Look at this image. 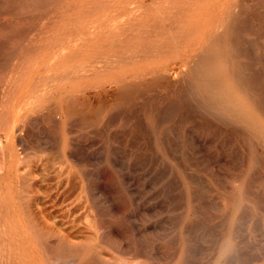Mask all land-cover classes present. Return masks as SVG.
Returning <instances> with one entry per match:
<instances>
[{
	"label": "bare ground",
	"instance_id": "obj_1",
	"mask_svg": "<svg viewBox=\"0 0 264 264\" xmlns=\"http://www.w3.org/2000/svg\"><path fill=\"white\" fill-rule=\"evenodd\" d=\"M252 1L0 0V15L7 17H0V38L20 42L0 43V50L14 56L15 70L29 69L28 82L14 89L10 111L9 104L0 109V264H161L164 247L150 242L142 227H135V217L130 235L115 225L119 214L125 212L127 221L130 214L126 212L144 205L145 185L139 184L144 179L139 182L131 175L134 164L108 141L91 150L94 167L91 164V171H86L85 145L80 144L82 155L71 134L73 127L76 132L83 125H94L90 131L100 132L111 118L125 114L126 107L142 99L150 104L139 124L151 141L152 152L148 150L149 158L141 153V158L163 166L165 191L173 192L169 186L174 183L178 190L175 204L181 212L194 215H186L181 227L171 225V232L167 228L166 262L191 264L199 243L202 249L207 238L191 224L198 212V217L202 212H217L214 230L206 225L212 236L207 264H264V39L258 35L260 27L258 33L253 27L252 7L258 4L253 6ZM252 27L258 36H253ZM33 28L38 32L29 37ZM2 62L0 67H8V62ZM155 98L158 103L152 101ZM30 103L36 109H48L47 116L58 122L53 127L61 137L54 138L55 130L48 133L52 138L33 130L39 119H35L36 127L29 124L35 117H30L31 122L23 118ZM184 112L203 131L194 128L191 120L180 123ZM218 123L243 131L242 138L227 146L229 160L239 157L238 164H232L237 172L217 169L211 162L219 158L215 147L222 143L213 128ZM82 132L86 134L87 129ZM132 138L133 145L136 140ZM136 158L135 164L140 162ZM197 161L204 162L197 166ZM112 177L121 185L125 208L118 206L108 190ZM88 204L94 219L86 210ZM86 212L91 219L85 218ZM82 217L85 223H94L86 225Z\"/></svg>",
	"mask_w": 264,
	"mask_h": 264
},
{
	"label": "rangeland",
	"instance_id": "obj_2",
	"mask_svg": "<svg viewBox=\"0 0 264 264\" xmlns=\"http://www.w3.org/2000/svg\"><path fill=\"white\" fill-rule=\"evenodd\" d=\"M259 1V3H257ZM258 1H255V0H253L252 1V4H253V6H255V4H258L257 6H263V4H264V0H258ZM253 2H255V3H253ZM2 3H3V5H5V3L2 1ZM257 6L256 7H252V11L254 10V12H256V14H251V18L254 20L253 21V27L256 29V32H257V30L259 29V27H260V30H258V32L260 33H258V35H260V37L262 36V39H264V28L262 29L261 28V26H262V24H264V6L263 7H261V8H257ZM2 8H4V7H2ZM257 8V10H255ZM5 9V8H4ZM261 12L263 13L262 15H260L259 17H255L256 15L258 16V14H261ZM258 13V14H257ZM255 15V16H254ZM253 16V17H252ZM263 16V17H262ZM0 17H2V19H4V18H7L6 16H4V15H0ZM261 17V18H260ZM257 18H260L259 20H261V24H260V21H258L257 20ZM256 20H257V22H256ZM259 27H258V26ZM252 27V34H253V36L255 35V36H258L257 34H256V32H255V29ZM253 29H254V31H253ZM262 31V32H261ZM38 32V29H36V28H33V30H31V31H29V37L30 36H35L36 35V33ZM255 32V33H254ZM263 33V34H262ZM4 42H5V39H4ZM4 42H3V38H0V43H3L4 44ZM6 42H8L7 40H6ZM6 42H5V44H6ZM13 43H15V44H19L20 42H13V41H11V43H7L6 45H9V46H11ZM0 45H2V44H0ZM8 55V57L7 58H12L11 60H10V58L9 59H7L6 57L4 58L3 56H7ZM0 59H1V62L4 64L5 63V61L4 60H6V63L8 62V67L5 65V67L2 65V67H4V68H2V67H0V109L4 106V105H8V109H9V111H10V109H11V105L12 104H10V102H12L13 100H14V89H15V87L17 86V87H19V86H22V85H24L25 83H27L28 82V75H29V69L28 68H26V67H24V69H23V71H21V72H19V71H17V70H15V63H16V59L14 58V56L13 55H11V56H9V54L7 53V51L5 50V49H1L0 50ZM14 60V61H13ZM5 63V64H6ZM24 63V62H23ZM2 69V70H1ZM4 69V70H3ZM20 76V77H19ZM6 88V89H4V88ZM3 88V89H2ZM6 90V91H5ZM147 99H142V100H140V101H138L137 103H135L133 106H131V107H126L125 108V114H117L116 116H114L117 120L116 121H114L115 120V118L114 119H110V121H109V123H108V126L106 125V126H104V128H103V130H101L100 132H98V130H97V128H96V130L97 131H90V129L92 130V129H94L95 128V126L94 125H85V127H84V125L82 126V127H84V128H82L81 127V129H83V130H80V129H78V131H76V128L78 127L77 125L78 124H80V122L81 121H79V122H77L76 124H74V126L76 127L75 128V131L76 132H74V127H73V129H72V131H73V133L71 132V134L72 135H74V136H72V137H75V139H76V141H77V143L80 145L82 142V146L83 145H85V150L86 151H84V155L82 154L83 153V149H84V147L83 148H80L81 147V145L79 146V150L80 149H82V151H80L81 152V154L85 157L83 160H84V162H85V164H87V162H88V164H87V166L88 167H85V168H87L86 169V171L87 170H89V171H91L90 170V165H91V167L93 166L94 167V160H93V156L91 157V153L95 150L94 148H96L98 145H104L103 143H105V145L104 146H106L107 145V143H108V141H110V143H112L113 144V146L116 148V150L119 152H121V154H122V156L124 157V159H128V161L131 163V164H134V165H136L135 167H134V165H131L132 167H133V170L132 169H130V173H131V175L133 176V177H135L136 178V180L137 179H139V182L141 181V180H143V182L141 181L139 184L140 185H145V187H144V191H143V193H142V197H143V199H141V203H143L144 205L146 204V202H147V204L144 206V205H141L140 206V208L138 207H136L135 208V212H126L127 214H130V215H128L129 216V218H128V216H126V220L127 221H125V212H122L121 214H119V216L120 217H115V220H116V226H119V227H121V228H123L124 229V231H125V233L127 234L128 233V235H130L131 233H130V231H131V229H130V227H133V225H134V223L137 225H135V227H142V229L144 230L143 231V234L145 235V237H147V239L148 240H151L150 242H157V246H159V248H161V246H162V250H161V252H163V254H164V256H165V259H160L159 261H161L160 263L161 264H164V262H166V258H167V253H169V248L167 247V245L165 244L166 242H167V239L166 238H168V235H169V229H170V232H171V229H172V227L174 226V227H181L182 226V222L186 219V215H188V214H190L189 212H181V209L179 208L180 206H178V205H176L175 203V200H177L176 199V197L178 198V194L176 193L178 190L176 189V185L173 183L172 185L173 186H169V188H170V190H172L173 192H171V191H165L166 190V187H165V179L163 180V178H161V176L166 172L165 170H164V168H163V166L162 165H160L161 167H159V168H161V170H159V168H158V166L159 165H157V163H156V161L154 160H151L150 159V161H149V159H147V158H149V156H150V154H148V153H151L152 152V144H151V141H150V139L149 138H145L144 136H145V131H144V129L141 127V125L139 124L140 123V121H142V115L144 114V113H146V111L147 110H149V104H150V101H148ZM153 102H157L158 101V99H154V100H152ZM163 101V100H162ZM145 102V103H144ZM158 103V102H157ZM142 105V106H141ZM130 108H132V110L130 109ZM137 108V109H136ZM142 108V109H141ZM144 108V109H143ZM126 110H127V112H126ZM136 110V111H135ZM48 109L47 108H42V109H36L35 108V105H34V103H30V104H28L27 106H25V109H24V111H23V118H26V119H29L30 120V122L32 121V120H34L33 122L34 123H29L30 125L32 124H34L33 126H36V125H38V123L37 122H39V125H38V127L37 128H33V130L35 131V132H38V134L40 133V135H43V136H45L46 134L48 135V133H53L54 132V130H55V133H53V136H54V138H55V136L57 135V137L56 138H58L59 136H60V134L58 135V133H57V130L58 129H56V126L58 125V122L56 121V120H54V118L53 117H48L49 115H48ZM134 112V113H133ZM139 114H138V113ZM45 113H47L46 114V117L44 116V114ZM132 114V115H130V114ZM127 114V115H126ZM186 114V115H185ZM38 116V117H36V116ZM48 115V116H47ZM141 115V116H140ZM134 116V117H133ZM184 116H185V118H184ZM30 117H35V118H33L32 120L30 119ZM45 117V118H44ZM138 117H140V118H138ZM187 117V118H186ZM36 118H38L39 120H37ZM49 118V119H48ZM50 118H53V120H54V123L55 124H53V120H51ZM125 118V119H124ZM128 118V119H127ZM133 118H135L134 120H133ZM35 119L37 120V122H35ZM51 120L50 122H52V123H49L50 124V126H49V124H47L48 123V120ZM129 120V121H128ZM135 120H137V121H135ZM193 120V119H191V117H189V119H188V116H187V113L186 112H184V115H183V117L180 119V123H182L183 124V121L184 122H187V123H191V121ZM131 121V122H130ZM139 121V122H138ZM42 122V123H41ZM111 122H113V124L111 125ZM121 122V123H120ZM194 121H192V123L191 124H193L194 125V128H196V129H199L200 131H203V130H201V128L202 127H200L197 123H193ZM28 124V128H29V125ZM36 124V125H35ZM47 124V125H46ZM188 124V125H189ZM199 126H197V125ZM31 125V126H32ZM40 125H43V127H41ZM44 125H45V127H44ZM52 125V126H51ZM53 125H56V126H54L53 127ZM82 124H80V126H81ZM131 125H132V127H133V129H131ZM139 125V126H138ZM214 125V124H213ZM31 126H30V128H31ZM79 126V127H80ZM136 126V127H135ZM189 126H191V125H189ZM218 126H220V127H218ZM42 129H41V128ZM51 127H53V128H55V129H52ZM58 127V126H57ZM78 127V128H79ZM93 127V128H92ZM124 127V128H123ZM222 127H224V128H222ZM234 127V128H233ZM51 128V129H50ZM140 128H142V129H140ZM193 128V127H192ZM214 129H215V132L217 131L218 132V134H220V136L218 135V134H216L217 136H219V138H217L218 140H222L221 142L223 143H221L220 144V142H218L219 144H218V147L216 148L215 147V150H218V151H216V153H219L218 154V156H219V158H215L214 159V161H212L213 159H211V162H213V163H215L217 166H219V167H217V169L218 168H220L221 170H223L222 168H224V170L223 171H231V172H237L238 171V169H236V167L235 166H233L232 164H238V158L236 157V156H234V157H230V159L231 160H229L226 156H229L228 155V153H227V146L228 145H232V140L234 141V139H238V138H242V134H243V131L241 130V128H239V127H236V126H233V125H228L227 123L226 124H224V123H218V124H216V127H215V125H214V127H213ZM39 129H41V131L39 130ZM47 129V130H46ZM49 129V130H48ZM60 129V128H59ZM86 129H87V132H86V134H85V132H82V131H86ZM117 129V130H116ZM123 129V130H122ZM127 130V132H126V130ZM237 129V130H236ZM47 131L46 133L44 132H42V131ZM53 130V131H52ZM95 130V129H94ZM120 130V131H119ZM122 130V131H121ZM130 130H132V131H130ZM40 131V132H39ZM49 131H51V132H49ZM81 131V132H80ZM119 131V132H118ZM124 131V133H125V136H124V133H122ZM220 131V132H219ZM229 131V132H228ZM233 131V132H232ZM58 132H59V130H58ZM95 132V133H94ZM98 132V133H97ZM102 132V133H101ZM104 132V133H103ZM113 132H115L116 134H114ZM118 132V133H117ZM42 133V134H41ZM57 133V134H56ZM78 133V134H77ZM80 133H81V135H80ZM88 133V134H87ZM94 135H93V134ZM103 134V135H101V134ZM114 134V137H113V134ZM230 133V134H229ZM234 134V135H232V134ZM83 134H85L84 136H83ZM97 134H99V135H101V136H97ZM111 134H112V136H111ZM120 134V135H119ZM132 134V135H131ZM47 135L45 136V138L47 137ZM50 135V136H49ZM48 135V137H51V134H49ZM80 136V137H77V136ZM229 135V136H228ZM52 136V137H53ZM96 136H97V139H96ZM116 136H118L117 137V139L115 138ZM129 136H130V138H129ZM131 136L133 137L132 138V140H136L134 143H133V145L135 146H133L132 145V143H131ZM139 136V137H138ZM142 136V137H141ZM233 136V137H232ZM236 136H238V137H236ZM240 136V137H239ZM29 137V136H28ZM51 137V138H52ZM61 137V136H60ZM80 140V141H78V139ZM86 137V138H85ZM105 137H107V139L105 138ZM111 137V138H110ZM129 138V139H127V138ZM232 137V138H231ZM236 137V138H235ZM54 138H53V140H54ZM84 138V139H83ZM90 138V139H89ZM99 138H100V140H99ZM113 138V139H112ZM118 138H120V139H118ZM123 138H125L124 140H125V142L122 140ZM222 138V139H221ZM228 138V139H227ZM230 138V139H229ZM104 139H105V141H104ZM117 141H116V140ZM126 139H127V142H126ZM138 139H140V141H138L137 142V140ZM29 140V139H28ZM85 140V141H84ZM93 140H95V141H97V142H94ZM99 140V141H98ZM107 140V141H106ZM113 140H115V142L113 141ZM122 140V141H121ZM129 140V141H128ZM144 140V141H143ZM225 142H224V141ZM228 140H229V142H228ZM231 140V141H230ZM86 141L88 142L87 144H86ZM90 141H91V145L89 144L90 143ZM94 143H93V142ZM104 141V142H103ZM113 141V142H112ZM121 141V142H120ZM143 141V142H142ZM117 142V143H116ZM124 144H123V143ZM147 142V143H146ZM53 143H55V140L53 141ZM96 143V144H95ZM98 143V144H97ZM102 143V144H101ZM127 145H126V144ZM140 143L142 144L141 145V147H140ZM224 143H226V144H224ZM92 144H94V145H92ZM112 144H110V145H112ZM119 144V145H118ZM128 144H131L132 146H133V148L131 149V148H129V147H132L131 145H128ZM145 144H146V146H145ZM90 145V146H89ZM121 145V146H120ZM88 146V147H87ZM123 146H125V147H123ZM128 148H127V147ZM221 146V147H220ZM93 147V148H92ZM149 147V148H148ZM208 147H209V149H210V146H207V148L206 149H208ZM87 148H90L89 150L87 149ZM118 148V149H117ZM119 148H120V150H119ZM125 148H127V149H125ZM138 148V149H137ZM140 148V149H139ZM142 148V149H141ZM143 148H146V149H143ZM93 149V150H92ZM121 149L122 150H124L123 152H125V153H123L122 151H121ZM129 149V150H128ZM151 149V152H149L148 150H150ZM91 150H92V152H91ZM129 152H128V151ZM130 150H133V151H130ZM137 150V151H136ZM139 150V151H138ZM144 150V151H143ZM224 150V151H223ZM141 151H143V152H141ZM119 152V153H120ZM135 152H137V153H135ZM144 152H146L147 154H146V157H147V155H149L145 160L146 161H144V159L143 158H141L142 157V154L144 153ZM224 152H225V155H224ZM90 153V154H89ZM127 153V154H126ZM140 153V154H139ZM142 153V154H141ZM126 154V155H125ZM130 156H129V155ZM133 154V155H132ZM135 154V155H134ZM137 154H139V155H137ZM214 154H215V152H214ZM45 155V154H44ZM87 155H89V156H87ZM137 155V156H136ZM197 155V154H196ZM90 157H91V159H90ZM126 157V158H125ZM137 157V158H136ZM139 157V158H138ZM135 158L137 159V161H139L140 160V162L138 163L137 162V164H135L134 163V160H135ZM90 159V162L89 161H87V160H89ZM126 159V160H127ZM130 159H131V161H130ZM193 160H195V158L193 159ZM220 160V161H219ZM222 160L224 161V163L222 162ZM144 161V162H143ZM154 163H153V162ZM229 161V162H228ZM91 162H93V163H91ZM143 163V165H142V163ZM148 162V163H147ZM151 162V163H150ZM202 162H204V161H197L196 163H198L197 164V166H199V163H202ZM211 162H209V163H211ZM231 162V163H230ZM141 163V164H140ZM147 163V164H146ZM220 163V164H219ZM229 163V164H228ZM152 166H151V165ZM154 164H156V165H154ZM145 165V166H144ZM147 165V166H146ZM154 165V166H153ZM64 166H65V169L67 168V166H66V164H64ZM75 166V165H74ZM139 166H142V167H140V169H138L139 168ZM149 166V167H148ZM221 166V167H220ZM233 166V167H232ZM76 168L78 167L79 168V166H75ZM145 169H144V168ZM151 167L153 168L154 167V169L153 170H149V168L151 169ZM229 167H230V170H229ZM135 168V169H134ZM157 168H158V172L159 173H161L162 171H164V173L162 174H157L156 173V170H157ZM163 168V169H162ZM226 168V169H225ZM232 168H233V170H232ZM74 169V168H73ZM91 169H93V168H91ZM137 169H138V171H137ZM139 170L141 171V173L139 172ZM143 170H145V171H143ZM88 171V172H89ZM148 171V172H147ZM66 172H67V169H66ZM134 172H135V174H134ZM146 174H145V173ZM230 172V173H231ZM140 174V176H138V174ZM156 173V174H155ZM147 174H148V176H147ZM232 174V173H231ZM150 175V176H149ZM153 177H152V176ZM160 175V176H159ZM147 176V177H146ZM157 176H159L160 178H161V180L160 179H158L157 178ZM138 177V178H137ZM151 178H152V180H151ZM154 178H156V180L154 181ZM141 179V180H140ZM146 179H147V181H146ZM150 179V180H149ZM116 180H118L117 178L115 179V178H110L109 179V182H108V190L110 191V193L112 194V195H114L115 197H116V200H117V204H118V206L120 207V208H125V196L123 195V191H122V189H121V185H118V183H115L116 182ZM150 181V182H149ZM164 181V182H163ZM159 182V183H158ZM163 182V183H162ZM106 183V182H105ZM148 183V184H147ZM157 183V184H156ZM160 183H161V185L162 186H160ZM226 183H230V182H226ZM225 183V188H228L227 186H228V184H226ZM111 185H113V186H111ZM157 185H159V186H157ZM119 186V187H118ZM151 187V188H150ZM156 187V188H155ZM148 188L150 189V190H148ZM158 188V189H157ZM146 189V190H145ZM148 190V191H147ZM157 191V192H156ZM165 191V192H164ZM224 191V190H223ZM150 193V194H149ZM155 194V195H153V194ZM163 193V194H162ZM210 193H213V191H211ZM83 194H85V193H83ZM145 194V195H144ZM147 194V195H146ZM157 194V195H156ZM170 194V195H169ZM150 195V196H149ZM162 195V196H161ZM164 195V196H163ZM85 196V195H84ZM157 196V197H156ZM158 196H161V197H158ZM166 196V197H165ZM169 196H171L170 198H169ZM173 196V197H172ZM148 197V198H147ZM156 197V198H155ZM168 198V199H167ZM146 199V200H145ZM158 199V200H157ZM174 201H173V200ZM84 200H85V198H84ZM143 200V201H142ZM150 200H152V201H150ZM160 200H162V201H160ZM168 201V205H167V201ZM170 200V201H169ZM146 201V202H145ZM155 201V202H154ZM156 201H157V203H156ZM164 201V203H162L161 204V202H163ZM151 202V203H150ZM152 202H154V203H152ZM160 202V203H159ZM172 204H171V203ZM85 203L87 204V202H86V200H85ZM123 203V204H122ZM150 203V204H149ZM154 204H155V206H154ZM157 204V205H156ZM159 204H161L160 206H159ZM152 205V206H151ZM164 205H167V206H164ZM86 206H88V207H86V210H88L87 212H89V214H91L92 216L94 215V214H92L94 211L92 210V207H90L89 206V204L88 205H86ZM149 208H148V207ZM162 206L164 207V208H162ZM156 207V208H155ZM166 207V208H165ZM173 207H175V208H173ZM176 207H178V210H177V208ZM88 208V209H87ZM171 208H172V211H171ZM91 209V210H90ZM142 209H144V210H142ZM157 209V210H156ZM161 209H163L164 210V212L166 211V214L163 212V210H161ZM166 209V210H165ZM140 210H141V212H140ZM154 210V211H153ZM169 210H170V212H169ZM173 210H175V211H173ZM176 210H177V212H176ZM150 211V212H149ZM151 211H153V212H151ZM157 211V212H156ZM86 212V214L89 216H87L85 213V218L87 217V218H90L91 219V217L92 216H90L88 213ZM140 212V213H139ZM82 214H83V212H81ZM124 213V214H123ZM142 213V214H141ZM158 213H160V214H158ZM203 213V212H202ZM201 213V217H198V216H200V214H199V212L197 213L198 215L195 217V218H197V220L195 221V219H194V221L192 222V226H193V228L194 229H197V228H199L200 230H201V236H202V238H205V237H207L206 238V240H208V241H204V242H202L203 243V248L201 249V248H199V247H201L202 246V244L201 243H199V240L200 239H198V241H197V244L199 243L200 244V246H198V248H197V251H199L200 250V252H201V250H202V253L201 254H205V253H207V254H203V256L202 255H200V253L199 252H197V253H199V255L195 252V257H196V255H197V257L196 258H199V256H200V258L201 257H203V258H201L200 260L199 259H197V260H195L194 258V261H196L195 263L197 264H207V262L208 261H210V258H211V255H210V243L211 242H209V240L211 239V235L210 234H208V231H209V229H211L210 227H207L206 225H207V222L209 223L208 224V226H211L212 227V229L211 230H214V225H216V223H218V217H216V215L214 214V213H217V212H204V213H207L205 216L207 217V218H209L210 216L212 217V215H214V218H216V219H214L213 217V219L214 220H212V218L210 219V220H206V222L205 221H203L202 219H204L205 220V216H204V213L202 214ZM181 214V215H180ZM143 215V216H142ZM165 215V216H164ZM173 215V216H172ZM83 216V215H82ZM138 218H137V217ZM158 216H160V217H158ZM170 216H171V218H173L174 216H176V217H174L173 218V221L171 220V218H170ZM190 216L191 217H194V215L193 214H190ZM122 217H123V219H122ZM133 217H135V222L133 223V221H134V219H133ZM141 217V218H140ZM156 217V218H155ZM161 217H162V220H163V225L161 224L162 223V220H161ZM83 218L84 217H82V220H83ZM84 218V219H85ZM86 218V219H87ZM154 218V219H153ZM160 218V220H157V219H159ZM199 218H201V219H199ZM206 218V219H207ZM85 219V220H86ZM92 219H94V216L92 217ZM122 219V220H121ZM130 219V220H129ZM145 219V220H144ZM149 219V220H148ZM178 219V220H177ZM85 220H83V222L85 221ZM121 221L122 222V225H121V223L119 222V221ZM149 221V222H147V221ZM157 220V221H156ZM167 220V221H166ZM171 222H170V221ZM200 220H202V221H200ZM90 221V223L92 222V224L94 223V221L93 220H89ZM140 221V222H139ZM153 221V222H152ZM165 221V222H164ZM124 222H125V224H124ZM127 222H129V225L127 226L126 224H127ZM146 222V223H145ZM167 222V223H166ZM170 222V223H169ZM174 222H176V223H174ZM180 222V223H179ZM197 222H198V224H197ZM201 222V225L199 224ZM203 222V223H202ZM89 222L87 223H85L84 222V224H89V225H91ZM143 223V224H142ZM145 223V224H144ZM150 223V224H149ZM165 223V224H164ZM172 223V224H171ZM179 223V224H178ZM194 223V224H193ZM126 226V229H125V226ZM131 224V225H130ZM140 224V225H139ZM170 224V226H168ZM145 225V226H144ZM161 225V226H160ZM168 227H167V226ZM171 225H172V227H171ZM180 225V226H179ZM195 225H198V226H196V227H194ZM146 228H144V227ZM160 226V227H159ZM204 226H206V228L204 227ZM217 226H218V224H217ZM128 227V228H127ZM159 227V228H158ZM166 228L165 230H163L164 228ZM174 227H173V229H174ZM163 228V229H162ZM167 228H169L168 230H167ZM203 228V229H202ZM209 228V229H208ZM208 229V230H207ZM167 230V231H166ZM210 230V231H211ZM129 231V232H128ZM154 231V232H153ZM165 231V232H164ZM207 231V232H206ZM145 232H147V233H145ZM162 233V234H161ZM166 233V234H165ZM204 233V234H203ZM154 235V236H153ZM161 235V236H160ZM206 235V236H205ZM153 237V239L151 238V237ZM166 236V237H165ZM205 236V237H204ZM161 237H163V239L161 238ZM155 238V239H154ZM161 238V239H160ZM158 239H160V240H158ZM156 240V241H155ZM201 241V240H200ZM203 241V240H202ZM149 241L147 242V248L148 249H151V243H150ZM163 242H165V243H163ZM148 243H149V246H148ZM159 244V245H158ZM261 244H264V243H261ZM166 245V246H165ZM204 246H206V249L204 250ZM209 248V249H208ZM166 249V250H165ZM168 249V250H167ZM166 254V255H165ZM208 255V256H207ZM193 259H192V263L194 262L193 261ZM198 260H199V262H198ZM163 262V263H162ZM167 264H169V262L167 261L166 262ZM191 263V264H192ZM171 264V263H170ZM194 264V263H193ZM242 264V263H241Z\"/></svg>",
	"mask_w": 264,
	"mask_h": 264
}]
</instances>
